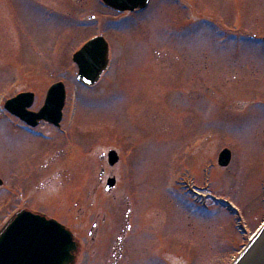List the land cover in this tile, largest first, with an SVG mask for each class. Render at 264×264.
Masks as SVG:
<instances>
[{
  "label": "rangeland",
  "instance_id": "rangeland-1",
  "mask_svg": "<svg viewBox=\"0 0 264 264\" xmlns=\"http://www.w3.org/2000/svg\"><path fill=\"white\" fill-rule=\"evenodd\" d=\"M125 16L0 0V203L16 195L1 229L16 206L66 226L77 264H232L264 228V0H152ZM99 32L112 67L86 88L72 58ZM57 82L60 130L34 136L4 110L32 92L39 111Z\"/></svg>",
  "mask_w": 264,
  "mask_h": 264
},
{
  "label": "water",
  "instance_id": "water-1",
  "mask_svg": "<svg viewBox=\"0 0 264 264\" xmlns=\"http://www.w3.org/2000/svg\"><path fill=\"white\" fill-rule=\"evenodd\" d=\"M120 11L145 8L148 0H104ZM79 67L78 80L87 86L96 85L109 64V45L103 38L88 43L74 57ZM33 95H21L8 102V110L32 126L38 120H46L59 125L66 103L64 84L53 86L48 94L45 107L39 114H30ZM232 153H221L219 164L228 167ZM116 152L110 154V164L118 163ZM0 185L2 181L0 180ZM116 185V180L108 182L107 191ZM79 251L73 234L55 220L28 211H22L4 228L0 235V264H76ZM237 264H264V229L257 235L249 250Z\"/></svg>",
  "mask_w": 264,
  "mask_h": 264
},
{
  "label": "flooded vegetation",
  "instance_id": "flooded-vegetation-1",
  "mask_svg": "<svg viewBox=\"0 0 264 264\" xmlns=\"http://www.w3.org/2000/svg\"><path fill=\"white\" fill-rule=\"evenodd\" d=\"M150 3L152 4V0L150 1ZM114 17H117V16H119L118 14H117V12H114V11H109ZM126 16H128V15H130V13H126L125 14ZM48 91V90H47ZM24 93H32V92H24ZM47 93V92H46ZM21 94H23V93H21ZM34 94V93H33ZM35 95V94H34ZM36 102H37V97H36V95H35V99H34V105H33V107L31 108V111L32 112H35V111H33V108L35 107V105H36ZM38 112V111H37ZM16 119V118H15ZM20 123H22L19 119H17ZM44 124H46V123H41L39 126H37L36 128H31V127H29V126H27L26 124H24V123H22V125H23V130L24 129H26L29 133H31L32 135H34V136H41V137H44V134H42L41 133V131H39V129L44 125ZM51 126V125H50ZM19 127V124L17 123L16 124V128H18ZM61 128H59V130H60ZM62 134H64L65 133V131H60ZM108 162H109V159H108ZM4 184H2V185H0V190L1 189H3L4 187ZM15 203H16V195L15 194H13L12 192L7 196V198H6V200L3 202V203H0V211H1V209L5 212L8 208H5L4 209V207H2L1 208V206L2 205H6V206H8V207H10V206H13V205H15ZM26 211V208H24V209H19L18 207H16L15 206V208H14V210H13V212L12 213H10V214H12V217L13 216H15L18 212H21V211ZM3 212V213H4ZM8 215H5V218L3 219V221H2V223H4V222H6V220H7V217ZM11 217V218H12ZM11 218H9L8 220H7V222L11 219ZM6 222V223H7ZM5 223V224H6ZM1 221H0V232H1ZM131 230V226L130 225H128V227H127V230H126V232L127 231H130ZM125 246V244H123L122 246H121V254H120V257L121 256H123V247ZM80 253V252H79ZM79 256V255H78ZM119 257V258H120ZM118 258V259H119ZM120 260V259H119ZM119 262V261H118Z\"/></svg>",
  "mask_w": 264,
  "mask_h": 264
},
{
  "label": "bare ground",
  "instance_id": "bare-ground-1",
  "mask_svg": "<svg viewBox=\"0 0 264 264\" xmlns=\"http://www.w3.org/2000/svg\"><path fill=\"white\" fill-rule=\"evenodd\" d=\"M252 240H254V239H252Z\"/></svg>",
  "mask_w": 264,
  "mask_h": 264
}]
</instances>
